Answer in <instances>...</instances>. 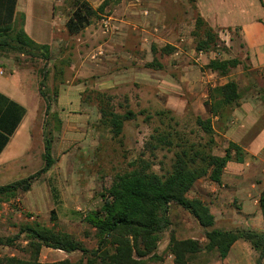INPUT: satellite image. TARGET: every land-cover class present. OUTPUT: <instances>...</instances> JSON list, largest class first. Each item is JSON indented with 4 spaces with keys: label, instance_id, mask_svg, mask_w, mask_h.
Instances as JSON below:
<instances>
[{
    "label": "rangeland",
    "instance_id": "1",
    "mask_svg": "<svg viewBox=\"0 0 264 264\" xmlns=\"http://www.w3.org/2000/svg\"><path fill=\"white\" fill-rule=\"evenodd\" d=\"M87 1L97 7L103 0ZM149 2L143 6V0H109L104 12L87 28L77 34H69L65 27L70 13L67 0L18 1V18L26 21L28 29L59 28L62 42L51 49L53 57L50 66L60 59L65 60L67 65L64 67V81L58 83L55 95L53 81L58 80L52 79V75L47 80L51 101L50 115L47 116L37 83V69L42 62L27 55L0 52L2 60L6 58V62H11L16 69L28 72L26 91L32 105L27 103L26 107L29 120L33 119L32 139L19 133L18 137L27 138L22 145L26 150L16 162L17 168L12 167L10 173L2 176L0 184L28 176L43 165L42 126L45 119L49 120L48 128L52 130V155L55 159L46 173L32 180L29 190L13 197H0V237L15 234L26 222H39L72 234L92 249L96 246L95 230L83 220L84 214L101 205L100 194L117 175L132 169L130 162L140 165L141 160H146L151 171L162 175L171 170L175 152L190 145L196 148L205 146L209 136L195 119L197 116L208 117L204 106L208 87L223 83L236 73L232 68L227 75L219 76L207 69L205 64L212 58H237L246 68L243 50L239 49L236 55L233 51L234 43L236 46L240 41L239 30L216 28L218 45L210 51H196L192 36L197 15L194 0ZM53 4L57 5L55 12ZM128 8L134 11H126ZM115 15L122 17L120 22L112 19ZM155 27L157 30L153 29ZM144 28H148L149 32H144ZM143 34L147 38H141ZM107 40L113 44L123 40V55L120 56V53L113 60L119 61L117 68L126 72L121 77L123 82L110 88L105 86L106 73L112 66L107 55L114 56L115 51L103 44ZM166 45L172 46L170 53L163 50ZM153 60L160 63L161 68L147 65ZM185 71L188 72V81L184 78ZM237 83L238 89L243 92L245 85L242 80ZM96 91L109 94L117 112L127 109L133 112V116L123 122L122 131L117 136L99 122ZM260 94L264 99L262 90ZM228 117L213 120L211 137L214 143L210 150L206 146L205 151L224 153L229 143L221 133L225 130L224 121ZM57 118L61 119L60 127ZM263 123L264 116L252 128L249 127L248 133L256 134ZM18 137L19 148L21 140ZM158 137L170 144H161ZM242 167L264 173V149L256 155H247ZM53 207L55 219L51 220L49 211ZM168 217L169 226L162 233L157 247V254L162 259L147 261V264H173V256H168L167 250L171 234L179 239H197L201 245L205 243L204 229L180 206L171 204ZM23 239L22 234L13 245H0V256H23L26 244ZM56 250L43 249L40 260L53 263L60 258L57 254L73 261L82 257L80 251L62 253ZM189 264H220V257L215 250L202 249Z\"/></svg>",
    "mask_w": 264,
    "mask_h": 264
},
{
    "label": "trees",
    "instance_id": "2",
    "mask_svg": "<svg viewBox=\"0 0 264 264\" xmlns=\"http://www.w3.org/2000/svg\"><path fill=\"white\" fill-rule=\"evenodd\" d=\"M16 0H0V52H14L20 55L38 58L42 65L37 69L38 93L45 102V115H50L51 101L48 93L47 80L52 75L54 95L58 83L64 81L66 61L60 59L50 66L52 50L49 44L33 40L23 28V19L16 18L13 25V13ZM70 13L65 22L69 34H77L91 24L92 20L104 12L109 0H103L93 7L87 0H67ZM195 7V5H194ZM57 5L53 4V12ZM192 36L196 51H210L218 45V34L197 13L194 18ZM164 51L170 53L172 46L166 45ZM240 62L237 58L209 59L205 67L219 76H225ZM150 67H160L156 60L149 62ZM51 67V68H50ZM240 91L236 81L229 79L223 83L209 86L204 106L210 117H196V124L209 136L205 146L196 148L190 145L175 152L171 170L166 174H158L150 170L146 160L140 165L130 162L132 169L119 174L109 187L101 193V205L84 214L83 220L95 230L96 246L87 248L83 242L70 233L47 227L39 222H26L11 235L0 237V245H13L21 235L26 242L23 256H0V264H147V261L162 259L157 254L158 242L162 233L169 226V206L175 204L186 210L204 229L205 243L197 239L176 238L170 235L167 250L173 256V264H189L191 258L202 249L215 250L223 259L231 245L237 239L247 241L257 252L255 264H262L264 258V231L252 228L223 230L212 228L214 215L209 206L197 197H189L188 191L194 182L207 177L220 183L222 171L228 161L244 162L247 154L241 146L230 141L222 155L205 151L210 150L214 140L212 117L227 118L232 107L237 104ZM95 101L100 115L99 122L110 129L115 135L122 131L123 122L133 116L131 110L117 112L111 104V97L104 91L95 92ZM60 127V118H57ZM19 120V118H17ZM100 124V125H101ZM49 120L45 119L42 126L43 165L34 173L10 183L0 184V197H13L19 192L30 189L32 180L46 173L54 164L52 155L53 134L48 128ZM157 139V138H156ZM161 144H170L164 138L158 137ZM199 146V145H198ZM138 164V162H137ZM133 168V166H135ZM53 200L55 201V191ZM258 204L261 216L264 218V189L261 191ZM50 219H55L54 207L49 211ZM43 247L61 250L65 253L80 251L82 257L76 261L68 258L46 263L40 260Z\"/></svg>",
    "mask_w": 264,
    "mask_h": 264
},
{
    "label": "crops",
    "instance_id": "3",
    "mask_svg": "<svg viewBox=\"0 0 264 264\" xmlns=\"http://www.w3.org/2000/svg\"><path fill=\"white\" fill-rule=\"evenodd\" d=\"M18 1L16 0L15 3L13 25L18 15ZM149 1L143 0L142 5H147L150 3ZM194 5L196 12L213 29L239 30L240 41L236 43V46L234 42L231 41V43H234V55L238 53L239 49L243 50L247 67L245 68L240 62L234 67L236 73H234L235 76H231V79H234L236 83L241 79L245 86L243 92L238 89L240 98L237 104L232 107L228 119L224 121L226 126L221 134L228 143L232 141L241 146L247 155H256L259 150L264 149V123L256 134H249L248 129L252 128L258 123V119L261 120L264 116V99L260 94L261 90L264 92V0H194ZM126 11L133 12L134 9L128 8ZM121 18L117 15L115 18L112 17L113 20L116 19L119 22ZM23 28L33 40L49 44L51 49L57 48V45L62 42L58 32L59 28L28 29L24 20ZM121 29L126 30L123 27ZM153 29L157 30V27ZM143 31L149 32L148 28H144ZM141 38L147 37L143 34ZM156 39L162 40L160 37ZM108 40L103 44L114 50L115 54L114 56L113 54L107 55V59L111 58L112 66L106 73V88L123 82L121 77L126 75L125 69L117 68L119 61L113 60V57L120 53H122L120 56L123 55V40L118 44H113L110 40L111 44H107L110 42ZM6 61V58L3 60L0 58V67L3 69V73L0 74V178L7 172L10 173L12 167L17 168L16 162L20 160L26 150L22 145L27 141V138L25 136L18 137L19 133H24L32 139L33 131V119L29 120L26 107L27 103L32 105L26 91L28 72L16 69L11 62ZM106 65H109V62H106ZM184 74V78L188 81V72L185 71ZM32 115H30L31 118ZM208 117H210L209 113ZM211 120L213 122L218 118L212 117ZM17 137L21 140L19 148L17 147ZM216 155L222 154L217 153ZM242 165L243 162L228 161L222 171L220 183L202 177L194 182L187 193L189 197H197L209 206L214 215L212 228L223 230L252 228L264 231V218L261 216L258 204L259 195L264 189V173L244 168ZM43 249L48 248L43 247L42 252ZM56 251L63 253L61 250ZM61 255L57 254V257H60L59 260L63 259ZM168 256L172 255L168 253ZM256 257L257 252L251 248L247 241L237 239L231 245L227 255L223 259L220 258V264H255ZM262 264H264V258Z\"/></svg>",
    "mask_w": 264,
    "mask_h": 264
},
{
    "label": "built area",
    "instance_id": "4",
    "mask_svg": "<svg viewBox=\"0 0 264 264\" xmlns=\"http://www.w3.org/2000/svg\"><path fill=\"white\" fill-rule=\"evenodd\" d=\"M3 73V69L0 67V74H2Z\"/></svg>",
    "mask_w": 264,
    "mask_h": 264
}]
</instances>
